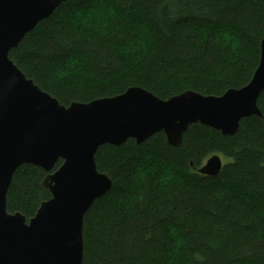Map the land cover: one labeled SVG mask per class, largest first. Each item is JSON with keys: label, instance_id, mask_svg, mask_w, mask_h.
<instances>
[{"label": "trees", "instance_id": "1", "mask_svg": "<svg viewBox=\"0 0 264 264\" xmlns=\"http://www.w3.org/2000/svg\"><path fill=\"white\" fill-rule=\"evenodd\" d=\"M263 38L264 0H68L10 58L66 107L132 87L220 97L251 82ZM258 107L263 118L234 137L195 124L182 149L162 133L101 147L96 166L113 187L84 218L83 264H264V92ZM215 155L218 177L192 169ZM46 175L20 167L8 212L35 217L51 198Z\"/></svg>", "mask_w": 264, "mask_h": 264}, {"label": "water", "instance_id": "2", "mask_svg": "<svg viewBox=\"0 0 264 264\" xmlns=\"http://www.w3.org/2000/svg\"><path fill=\"white\" fill-rule=\"evenodd\" d=\"M67 1L0 0V264L84 263V218L113 187L96 166L101 147H122L129 140L142 145L162 133L170 146L182 149L192 125L234 137L243 119L263 118L258 101L264 92V38L251 82L220 97L189 90L163 100L132 87L116 97L61 105L26 77L10 52ZM24 165L47 173L43 186L51 193L30 220L7 210L14 174ZM191 166L216 178L224 163L215 155L200 168Z\"/></svg>", "mask_w": 264, "mask_h": 264}, {"label": "rangeland", "instance_id": "3", "mask_svg": "<svg viewBox=\"0 0 264 264\" xmlns=\"http://www.w3.org/2000/svg\"><path fill=\"white\" fill-rule=\"evenodd\" d=\"M98 9H97V7H96V10H95V12L97 11ZM107 16H111V14L109 15V14H107V15H105V17H107ZM223 163H225V161L223 160ZM205 165V164H204ZM8 210V209H7Z\"/></svg>", "mask_w": 264, "mask_h": 264}, {"label": "bare ground", "instance_id": "4", "mask_svg": "<svg viewBox=\"0 0 264 264\" xmlns=\"http://www.w3.org/2000/svg\"><path fill=\"white\" fill-rule=\"evenodd\" d=\"M61 6V5H60Z\"/></svg>", "mask_w": 264, "mask_h": 264}]
</instances>
